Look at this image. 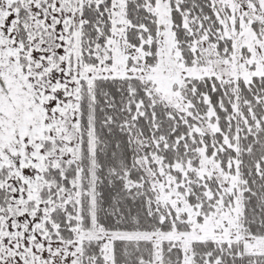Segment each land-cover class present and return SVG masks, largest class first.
Segmentation results:
<instances>
[{
  "label": "snow or ice",
  "instance_id": "1",
  "mask_svg": "<svg viewBox=\"0 0 264 264\" xmlns=\"http://www.w3.org/2000/svg\"><path fill=\"white\" fill-rule=\"evenodd\" d=\"M0 264H264V0H0Z\"/></svg>",
  "mask_w": 264,
  "mask_h": 264
}]
</instances>
